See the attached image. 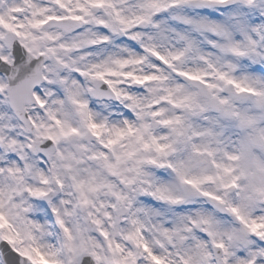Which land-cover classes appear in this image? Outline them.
<instances>
[{
	"label": "snow or ice",
	"instance_id": "snow-or-ice-1",
	"mask_svg": "<svg viewBox=\"0 0 264 264\" xmlns=\"http://www.w3.org/2000/svg\"><path fill=\"white\" fill-rule=\"evenodd\" d=\"M0 264H264V0H0Z\"/></svg>",
	"mask_w": 264,
	"mask_h": 264
}]
</instances>
